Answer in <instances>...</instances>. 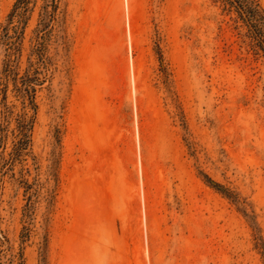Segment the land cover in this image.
Wrapping results in <instances>:
<instances>
[{"label": "rangeland", "instance_id": "obj_1", "mask_svg": "<svg viewBox=\"0 0 264 264\" xmlns=\"http://www.w3.org/2000/svg\"><path fill=\"white\" fill-rule=\"evenodd\" d=\"M40 42L0 264H264V49L224 0H57Z\"/></svg>", "mask_w": 264, "mask_h": 264}, {"label": "trees", "instance_id": "obj_2", "mask_svg": "<svg viewBox=\"0 0 264 264\" xmlns=\"http://www.w3.org/2000/svg\"><path fill=\"white\" fill-rule=\"evenodd\" d=\"M37 0H15L7 23L0 25V48L3 57L0 63V166L1 182L9 175L25 188L29 186L18 179L15 167L27 155L26 149L31 143V134L35 121L37 105L35 87L42 84L40 68H43L42 34L48 32L55 19L57 0H40L37 20L31 31L32 43L26 57L25 68L20 71L22 40L29 13L33 11ZM240 17L251 31L252 37L264 49V12L257 0H224ZM10 99V100H9ZM28 200V199H27ZM24 209H30L27 202ZM25 210V211H26ZM24 218L28 215L23 214ZM24 222V221H23ZM20 236L27 234L25 225Z\"/></svg>", "mask_w": 264, "mask_h": 264}]
</instances>
